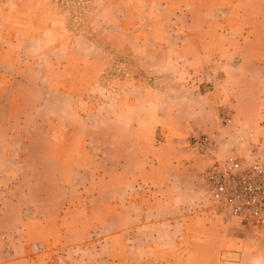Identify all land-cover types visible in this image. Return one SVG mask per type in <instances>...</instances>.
<instances>
[{
    "label": "rangeland",
    "instance_id": "374dc122",
    "mask_svg": "<svg viewBox=\"0 0 264 264\" xmlns=\"http://www.w3.org/2000/svg\"><path fill=\"white\" fill-rule=\"evenodd\" d=\"M115 2L122 6H115ZM217 2L202 0L200 13H194L191 5L184 6L185 0L172 3L178 9L186 8L184 13L168 12L164 0H156L152 7L136 0H0V9L11 24L27 26L26 32L34 33L30 27L36 24V32L44 36L38 48L58 42L72 47L75 41V54L90 59L83 70V76H90V83L82 88L85 92L79 93L77 105L80 113L83 108L89 109L88 124L81 126L78 133L94 137L91 149L95 153L101 150L98 154L105 165L114 168L120 157L126 156L123 139L135 133L140 152L153 156L158 151L181 150V155L188 158L184 161L194 166L190 173L200 172L198 180L186 182L190 185L195 181L201 191L202 201L195 210L199 217L209 220L200 223L207 226V231L188 241L185 258L175 264H264V228L229 219L215 208L203 188V173L213 161L230 155L251 157L233 148L239 145L233 141L236 135L244 136L245 146L256 145L258 155L264 159V144L259 145L264 88L261 79L247 75V71H264V62L244 63L243 54L233 62L227 61L222 51L224 44L228 39L238 41L243 35L239 37L237 29L227 31L217 24L218 17L227 21L226 13L212 12ZM50 58V54L44 55V62ZM74 64L78 65L76 60ZM234 65L241 70L229 73ZM168 134L176 142L164 148ZM152 136L156 141L150 144L147 141ZM202 138L208 139L207 147L196 145ZM186 139L191 142L186 143ZM226 141L231 145L225 147ZM14 147L28 153L22 162L28 172L5 178L1 175V193L17 196L20 181L27 187L23 198L27 213H42L49 218L37 226L35 221H28L30 240L35 241L36 234L40 237L50 236L57 229L67 231L69 226L56 215L60 210L53 201L60 197L67 177L84 183L89 176L58 173L50 159L36 157L37 151L50 147L40 134L29 144L14 143ZM19 164L18 159L10 158L3 165L11 169ZM38 166H46L48 171H30ZM139 187L148 189L142 184ZM56 216L58 219L52 218Z\"/></svg>",
    "mask_w": 264,
    "mask_h": 264
},
{
    "label": "crops",
    "instance_id": "0c3cea01",
    "mask_svg": "<svg viewBox=\"0 0 264 264\" xmlns=\"http://www.w3.org/2000/svg\"><path fill=\"white\" fill-rule=\"evenodd\" d=\"M136 1L151 7L156 3V0ZM164 2L168 3L170 13L186 10L174 7L173 0ZM199 2L202 0H185L184 6L191 5L194 13H200L203 9ZM115 4L122 6L119 2ZM212 12L226 13L227 21L218 17L217 24L227 31L237 29L238 36H244L238 37V41L228 39L224 44L226 48L222 51L226 52L228 62H233L240 54L244 55V63L264 62V0H218ZM26 28L11 24L0 9V176L28 172L22 165L28 153L17 150L14 143L29 144L40 134L43 140L49 141L50 147L37 151L36 157L50 159L58 173L85 174L89 181L79 183L67 177L60 197L53 202L60 210L56 215H60L59 219L63 224L67 222L69 228L64 232L57 229L50 236L36 234L35 241L30 240L28 221H35L37 226L38 222L49 218L42 213H27V206L23 205L27 187L20 181L18 197L0 190V264L180 262L188 252V241L207 231L204 223L209 220L199 217L195 210L202 201L201 191L195 181L190 185L186 182L198 180L200 172L190 173L194 166L184 161L188 158L181 155V150L145 155L138 148L135 133L123 139L122 151L126 156H121L114 168L105 165L98 154L101 150L95 153L91 149L90 141H94V137L78 133L81 126L88 124L89 109L83 108L80 113L77 105L81 100L79 93L85 92L82 88L90 83V76H83L90 59L75 54V41L72 47L58 42L45 49L38 48L44 36L36 32V24L30 27L34 33L26 32ZM46 54L51 58L44 62ZM75 60L78 65L74 64ZM241 65L247 71L246 65ZM241 67L234 65L228 72L240 71ZM247 75L261 79L264 88V71H247ZM261 115L264 119V112ZM135 124L134 119L132 125ZM260 130L263 139L264 124ZM233 138L239 143L233 147L238 152L248 156L254 151L258 153L256 145L245 146L243 135ZM155 141L152 136L147 142ZM163 142L165 148L176 139L168 134ZM230 145V141H226L225 147ZM176 157L179 158L177 164ZM10 158L18 159L20 164L11 169L4 167ZM30 171L45 173L48 170L46 166H38ZM112 174L113 177L107 176ZM141 184L148 189H138ZM57 216L52 218L58 219ZM202 220L204 223L200 225ZM219 221L217 219L216 223Z\"/></svg>",
    "mask_w": 264,
    "mask_h": 264
},
{
    "label": "built area",
    "instance_id": "2783aa9c",
    "mask_svg": "<svg viewBox=\"0 0 264 264\" xmlns=\"http://www.w3.org/2000/svg\"><path fill=\"white\" fill-rule=\"evenodd\" d=\"M259 143L264 144V137ZM197 145L207 147L208 139H200ZM203 188L229 219L264 228V159L257 151L249 159L230 155L213 161L203 173Z\"/></svg>",
    "mask_w": 264,
    "mask_h": 264
}]
</instances>
